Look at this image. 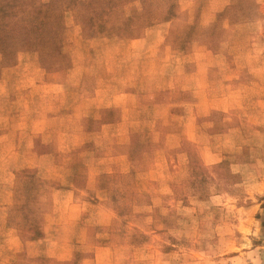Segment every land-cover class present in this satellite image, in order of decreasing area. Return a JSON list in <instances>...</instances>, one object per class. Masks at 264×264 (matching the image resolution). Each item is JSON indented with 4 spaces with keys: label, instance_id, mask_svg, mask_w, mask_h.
<instances>
[{
    "label": "rangeland",
    "instance_id": "1",
    "mask_svg": "<svg viewBox=\"0 0 264 264\" xmlns=\"http://www.w3.org/2000/svg\"><path fill=\"white\" fill-rule=\"evenodd\" d=\"M262 249L264 0H0V264Z\"/></svg>",
    "mask_w": 264,
    "mask_h": 264
},
{
    "label": "crops",
    "instance_id": "2",
    "mask_svg": "<svg viewBox=\"0 0 264 264\" xmlns=\"http://www.w3.org/2000/svg\"><path fill=\"white\" fill-rule=\"evenodd\" d=\"M195 92H197V93H202V90H200V89H197V90H194ZM216 100H218L219 102L218 103H216L215 101ZM206 101H210L209 102V104H210V106L212 107V108H221L222 107V105H220V102L222 101V98H220V97H212V98H209L208 100L207 99H202L201 98V100H200V103H195V106H199V105H201V106H205V104H206ZM261 264H262V259H261Z\"/></svg>",
    "mask_w": 264,
    "mask_h": 264
},
{
    "label": "water",
    "instance_id": "3",
    "mask_svg": "<svg viewBox=\"0 0 264 264\" xmlns=\"http://www.w3.org/2000/svg\"><path fill=\"white\" fill-rule=\"evenodd\" d=\"M261 259H262V264H264V249L261 251Z\"/></svg>",
    "mask_w": 264,
    "mask_h": 264
}]
</instances>
